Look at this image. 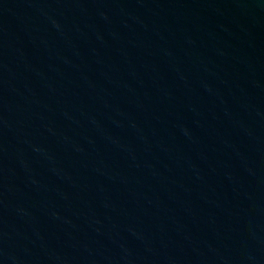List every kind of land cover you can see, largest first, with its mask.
Here are the masks:
<instances>
[{
	"label": "water",
	"instance_id": "obj_1",
	"mask_svg": "<svg viewBox=\"0 0 264 264\" xmlns=\"http://www.w3.org/2000/svg\"><path fill=\"white\" fill-rule=\"evenodd\" d=\"M0 264H264V0H0Z\"/></svg>",
	"mask_w": 264,
	"mask_h": 264
}]
</instances>
